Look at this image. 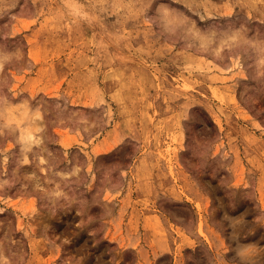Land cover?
Returning a JSON list of instances; mask_svg holds the SVG:
<instances>
[{
    "label": "rangeland",
    "instance_id": "obj_1",
    "mask_svg": "<svg viewBox=\"0 0 264 264\" xmlns=\"http://www.w3.org/2000/svg\"><path fill=\"white\" fill-rule=\"evenodd\" d=\"M0 264H264V0H0Z\"/></svg>",
    "mask_w": 264,
    "mask_h": 264
}]
</instances>
